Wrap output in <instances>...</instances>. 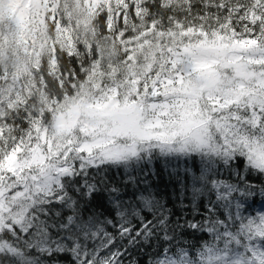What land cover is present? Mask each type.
I'll use <instances>...</instances> for the list:
<instances>
[{"label": "snow or ice", "instance_id": "obj_1", "mask_svg": "<svg viewBox=\"0 0 264 264\" xmlns=\"http://www.w3.org/2000/svg\"><path fill=\"white\" fill-rule=\"evenodd\" d=\"M0 264H264V0H0Z\"/></svg>", "mask_w": 264, "mask_h": 264}]
</instances>
